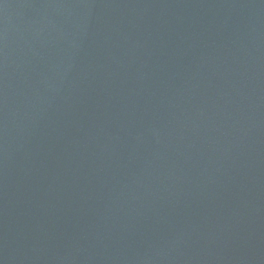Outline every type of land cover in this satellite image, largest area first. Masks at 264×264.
I'll list each match as a JSON object with an SVG mask.
<instances>
[{"label":"water","instance_id":"95a60500","mask_svg":"<svg viewBox=\"0 0 264 264\" xmlns=\"http://www.w3.org/2000/svg\"><path fill=\"white\" fill-rule=\"evenodd\" d=\"M0 264H264V0H0Z\"/></svg>","mask_w":264,"mask_h":264}]
</instances>
